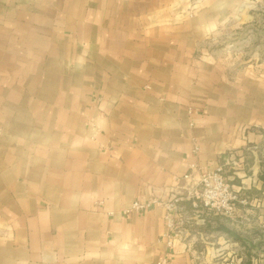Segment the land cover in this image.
<instances>
[{"label":"crops","instance_id":"crops-1","mask_svg":"<svg viewBox=\"0 0 264 264\" xmlns=\"http://www.w3.org/2000/svg\"><path fill=\"white\" fill-rule=\"evenodd\" d=\"M249 17L245 0H0V264H242L224 252L262 242L264 68L220 41ZM216 168L249 199L239 218L184 202L169 248L162 208L123 213Z\"/></svg>","mask_w":264,"mask_h":264},{"label":"built area","instance_id":"built-area-1","mask_svg":"<svg viewBox=\"0 0 264 264\" xmlns=\"http://www.w3.org/2000/svg\"><path fill=\"white\" fill-rule=\"evenodd\" d=\"M198 146L193 147L197 151ZM194 166H190V171ZM180 179L183 185L169 189L164 199L149 197L144 200H134L123 210L124 214L145 213L154 207L163 210L164 232L167 247L173 246L175 238L181 235L182 227L179 212L184 202H189L193 208L203 207L221 216L235 219L241 206L249 204L247 197L230 188L224 179L221 168L198 173L194 179L191 172L183 174ZM166 263L161 260L159 264Z\"/></svg>","mask_w":264,"mask_h":264},{"label":"rangeland","instance_id":"rangeland-1","mask_svg":"<svg viewBox=\"0 0 264 264\" xmlns=\"http://www.w3.org/2000/svg\"><path fill=\"white\" fill-rule=\"evenodd\" d=\"M245 11L250 19L237 29L227 30L221 37L220 45L225 49L231 61L240 69L244 68L257 72L256 70H260V66L264 68V0H245ZM248 206L249 204L241 206L236 218H239L241 212L246 210ZM254 231L256 235L253 233L252 236H259L262 243L257 249L251 250L250 255L243 252V249L236 250L235 248H229L224 253L242 254L246 257L244 260L250 257L251 264H264V229ZM230 264H236V261H232Z\"/></svg>","mask_w":264,"mask_h":264},{"label":"trees","instance_id":"trees-1","mask_svg":"<svg viewBox=\"0 0 264 264\" xmlns=\"http://www.w3.org/2000/svg\"><path fill=\"white\" fill-rule=\"evenodd\" d=\"M262 242H257L255 244H253L250 240H245V241H242L241 244H242V251L245 252L246 254L250 255L251 253V250L253 249H257L258 246L261 244ZM243 264H251L250 263V257L247 258V260H245L243 262Z\"/></svg>","mask_w":264,"mask_h":264}]
</instances>
